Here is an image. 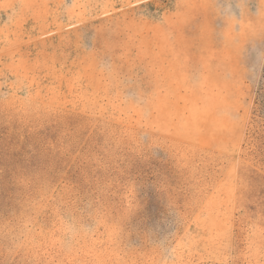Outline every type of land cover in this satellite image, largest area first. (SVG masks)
<instances>
[{"label": "rangeland", "instance_id": "1", "mask_svg": "<svg viewBox=\"0 0 264 264\" xmlns=\"http://www.w3.org/2000/svg\"><path fill=\"white\" fill-rule=\"evenodd\" d=\"M264 0H0V264H264Z\"/></svg>", "mask_w": 264, "mask_h": 264}, {"label": "trees", "instance_id": "2", "mask_svg": "<svg viewBox=\"0 0 264 264\" xmlns=\"http://www.w3.org/2000/svg\"><path fill=\"white\" fill-rule=\"evenodd\" d=\"M262 78V83L260 84L258 96L255 102L254 126L251 130V136L255 140L261 139L264 132V70Z\"/></svg>", "mask_w": 264, "mask_h": 264}]
</instances>
